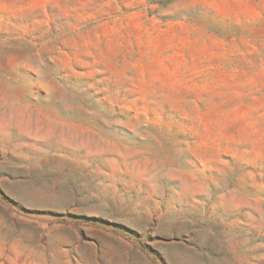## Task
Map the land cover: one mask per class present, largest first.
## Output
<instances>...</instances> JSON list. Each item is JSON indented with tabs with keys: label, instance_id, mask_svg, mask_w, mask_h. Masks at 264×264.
Masks as SVG:
<instances>
[{
	"label": "rangeland",
	"instance_id": "obj_1",
	"mask_svg": "<svg viewBox=\"0 0 264 264\" xmlns=\"http://www.w3.org/2000/svg\"><path fill=\"white\" fill-rule=\"evenodd\" d=\"M0 264H264V0H0Z\"/></svg>",
	"mask_w": 264,
	"mask_h": 264
}]
</instances>
